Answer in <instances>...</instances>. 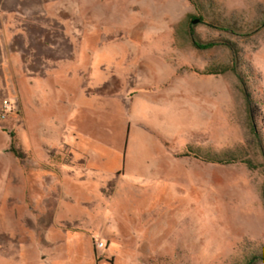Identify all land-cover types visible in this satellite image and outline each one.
Instances as JSON below:
<instances>
[{"label":"rangeland","instance_id":"rangeland-1","mask_svg":"<svg viewBox=\"0 0 264 264\" xmlns=\"http://www.w3.org/2000/svg\"><path fill=\"white\" fill-rule=\"evenodd\" d=\"M0 43V264H264V0H0Z\"/></svg>","mask_w":264,"mask_h":264},{"label":"trees","instance_id":"trees-1","mask_svg":"<svg viewBox=\"0 0 264 264\" xmlns=\"http://www.w3.org/2000/svg\"><path fill=\"white\" fill-rule=\"evenodd\" d=\"M78 10H79V8H78ZM77 17H78V20H79V22L82 24V27H80L81 28V32H82V34H83V24H84V19H82V15L81 16H79V13H78V15H77ZM66 20H67V18H66ZM22 22L21 21H18V20H16V21H12L10 24V26L12 27V25H15V26H17V25H20ZM21 27V26H20ZM81 32H79V33H81ZM213 44L214 43H211V44H209V47L210 46H213ZM215 45V44H214ZM0 46H1V43H0ZM198 46V45H197ZM3 47V46H2ZM208 47V48H209ZM0 53H1V51H0ZM0 56H6V54H0ZM4 62H0V74H1V65L3 64ZM67 71V70H66ZM207 74H209V75H212V74H215V73H207ZM84 79H85V77H84ZM2 93V91H0V94ZM247 97H248V95H247ZM264 97V96H263ZM3 102V101H2ZM261 104H264V100H263V102H260ZM1 105H2V103H1ZM10 111V110H9ZM0 112H1V108H0ZM8 114V113H7ZM6 114V116H5V118H3V119H1L0 118V132L3 134V142H5L6 143V146L7 147H11L10 145H8V144H11L12 143V137H13V133L11 132L12 130H15L14 129V125L13 124H11V123H7V122H3V121H5V119L9 116V115H7ZM10 114V113H9ZM14 124H16V122L14 123ZM125 135L123 136L124 137V139H123V144H122V149H121V152H120V155H119V160H120V162H122V166H124V160H125V152H126V147H127V141H128V135H129V128H126V130H125V133H124ZM45 150V152H46V154L47 153H49V151L47 150V149H44ZM10 152H11V149L10 148H7V149H5L4 150V153H7V154H10ZM13 152V151H12ZM75 152H74V150H70V160H71V162H62V163H60V164H58V172H59V175H60V178L61 177H63V179H65V180H67L68 182L71 180V182H73V181H78V178H81L80 176L81 175H85V174H87L88 175V173H86L85 171H84V168H86L85 167V164L83 163V165L84 166H78V165H76V163L74 162L73 163V161H72V158L74 159V157H75V154H74ZM158 153H159V151L156 153L155 152V154L156 155H158ZM159 156H160V153H159ZM183 157H186V158H188V157H193V158H195L194 160H197V159H199V161H204L205 163H206V160H204V159H202V158H198V157H196V155H194V154H192V153H189V152H187V153H185L184 155H182ZM51 157V156H50ZM49 157V158H50ZM178 156H175L174 158H169V157H167V156H164V157H161L160 158V160L158 161L160 164H162V166H161V170L164 168V170H165V172H166V169L168 168V173H169V170H172L171 169V164H173V168H174V166H175V164L178 162ZM185 158V159H186ZM52 160V158L51 159H49V161H51ZM210 163V162H209ZM213 163H216V164H222V165H225L226 164V162L225 161H218V160H215V161H213ZM230 163V162H229ZM91 167V166H90ZM98 167L96 166V167H93L92 166V168H88V170L90 169H97ZM160 169H159V172L161 173V171H160ZM89 170V171H90ZM92 171V170H91ZM122 171H123V168H122ZM8 174H11V172L10 171H8ZM120 173H119V169L117 170H115L114 171V175H119ZM78 177V178H77ZM86 177H88V176H86ZM60 178H59V180H60ZM63 179H61V182H62V180ZM67 182V183H68ZM94 184H95V182H94ZM63 194V193H62ZM64 196V195H63ZM62 199H63V197H62ZM10 207V206H9ZM8 207V208H9ZM6 211H7V209H6ZM29 213H31L30 215H33L34 213V211L33 212H31V211H29V210H27ZM31 227H32V229L34 230V227H33V225L35 224L34 222H33V219H32V221H31ZM34 232V231H33ZM28 241V240H27ZM27 241H25V242H27ZM29 244L31 245V242H32V238L31 239H29ZM99 243V242H98ZM101 244H102V246H104V244L102 243V242H100ZM101 246V247H102ZM261 261H264V259H261ZM249 264H254V262H251V263H249Z\"/></svg>","mask_w":264,"mask_h":264},{"label":"crops","instance_id":"crops-1","mask_svg":"<svg viewBox=\"0 0 264 264\" xmlns=\"http://www.w3.org/2000/svg\"><path fill=\"white\" fill-rule=\"evenodd\" d=\"M4 48L2 47V46H0V51H1V55L3 54H6V53H4ZM40 78V77H39ZM31 86H33V84H31L30 85V88H31ZM35 86V85H34ZM41 86V84H38V87H40ZM36 87V86H35ZM2 90H4V82L3 81H0V91H2ZM186 91L187 90H183V89H181V92H180V94L178 93V95L179 96H181V95H184V94H186ZM178 92V91H177ZM163 93H165L164 95L166 96V98L164 97L163 99H162V94ZM138 95H140V97L142 98V99H144L145 101H147V102H150V101H154V102H161V104H165V103H168V100H169V98H173L174 97V95H173V93H172V96L170 97V94H169V92H168V90H167V87H164L160 92H158V93H155V94H152V93H147V92H143V93H139ZM34 97H36V94L34 93ZM179 97H174V100H172L173 101V103L174 104H179ZM31 100L32 99H29V101H30V103L29 104H33L32 102H31ZM176 100V101H175ZM178 100V101H177ZM125 102H126V100H124ZM33 106H34V104H33ZM197 109L198 108H200L202 105L201 104H199V103H196V105H194ZM206 108V107H205ZM209 108V110H210V106L208 107ZM47 113V112H46ZM37 115V114H36ZM37 117V116H36ZM124 128H125V130H126V128L127 127H125L124 126ZM155 135V134H154Z\"/></svg>","mask_w":264,"mask_h":264},{"label":"built area","instance_id":"built-area-1","mask_svg":"<svg viewBox=\"0 0 264 264\" xmlns=\"http://www.w3.org/2000/svg\"><path fill=\"white\" fill-rule=\"evenodd\" d=\"M8 110H9V103L8 101L5 100L2 102V105H1V112H0L1 119L5 118L6 114L8 113ZM98 246L101 247L102 244L99 243Z\"/></svg>","mask_w":264,"mask_h":264}]
</instances>
